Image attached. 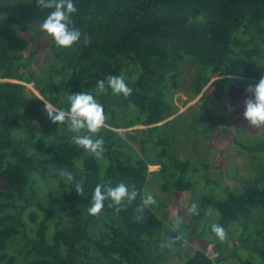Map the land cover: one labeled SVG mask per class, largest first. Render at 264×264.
<instances>
[{"label": "trees", "instance_id": "1", "mask_svg": "<svg viewBox=\"0 0 264 264\" xmlns=\"http://www.w3.org/2000/svg\"><path fill=\"white\" fill-rule=\"evenodd\" d=\"M74 2L81 38L58 48L38 28L48 9L36 0H0V80L16 81H0V264H165L173 255L186 256L184 264H264V137L246 133L243 117L247 86L264 77V0ZM6 26L45 35L50 63L29 69L38 49L24 57L26 41L12 39ZM108 75H123L131 95L97 90ZM213 78V91L197 108L177 114ZM81 91H92L105 109V126L96 134L105 141L101 157L75 145L45 110L44 101L67 107L68 95ZM225 98L232 108L215 114ZM227 123L237 132V152L247 157L248 173L226 171L239 189L209 174L222 172L217 161L224 151L213 163L208 152L217 125ZM135 126L145 127L132 131L137 145L118 132ZM62 169L83 182L84 195L65 182ZM121 180L141 194L154 195L155 187L171 197L196 190L191 203L198 202L200 214L188 211L191 203L186 208L191 233L181 224L179 236L165 223V200L139 213L138 196L119 211L106 205L89 214L95 186ZM212 223L225 227L224 240L212 233ZM168 236L179 239L169 247ZM190 236L205 242L181 256L175 247H186ZM210 244L214 257L207 254Z\"/></svg>", "mask_w": 264, "mask_h": 264}, {"label": "clouds", "instance_id": "2", "mask_svg": "<svg viewBox=\"0 0 264 264\" xmlns=\"http://www.w3.org/2000/svg\"><path fill=\"white\" fill-rule=\"evenodd\" d=\"M36 2L42 9L49 10L38 28L52 38L56 47L70 48L80 40L82 33L79 28L73 26V14L78 11L74 0H36ZM0 81L11 82L13 80ZM106 86L114 94L123 95L125 98L130 96L133 91L123 75H108L106 79L97 81V90H103ZM246 91L251 95L245 101L243 117L250 125L264 127V77H261L255 84H249ZM44 106L48 118L53 123L65 125L72 133L71 141L75 145L96 157L102 156L105 151V141L103 137L96 134L105 126L107 116L104 106L92 91H81L68 95L67 107H57L46 101H44ZM60 174L65 178L66 183L73 185L79 194L84 195L83 182L77 181L71 171L62 169ZM138 196L140 198V204L137 205L139 213H143L145 209L156 204V198L151 192L145 191L141 194L134 184L123 180L115 184L111 182L98 183L92 191L87 211L91 215H97L106 205L107 207L115 205L117 206L116 210L119 211L121 208L131 205ZM188 211L198 216L200 214L198 202L193 201ZM181 224L182 218L177 217L172 227L177 228ZM210 227L217 239L224 240L226 238L227 231L222 224L212 223ZM178 239V236H168L166 246H173Z\"/></svg>", "mask_w": 264, "mask_h": 264}, {"label": "rangeland", "instance_id": "3", "mask_svg": "<svg viewBox=\"0 0 264 264\" xmlns=\"http://www.w3.org/2000/svg\"><path fill=\"white\" fill-rule=\"evenodd\" d=\"M6 34L9 35L12 39H15V37L18 35L20 37H22L23 40L26 41L28 48L24 49L22 54L24 57H27L29 54V50H34V49H38L36 50V53L33 56V59L31 60V63L28 65L29 69H34L37 67V65L43 69L44 66L48 65L50 63V55H49V43H48V39L46 38V36H40V37H35L34 33H25V32H17L15 30V28L13 27H4ZM193 68L189 67V68H185V70H183L184 75L182 77V86H186L187 82H188V75L189 72H192ZM216 79L213 78L209 84L207 86H205L202 90V92L195 97L191 102H189L186 106H184L183 108H181L180 110H178L177 114L183 113L188 107L193 106V108H197V106L200 104V97L203 94H210L213 91V86L211 85V82ZM26 90L31 92L33 95H37L38 92L33 90L32 85H26ZM196 104V105H195ZM231 105L228 102L227 98L223 99L222 101H219L217 103V106L215 108V114H219V115H225L230 109H231ZM192 112V110H191ZM185 114V113H184ZM228 114V113H227ZM219 127V130H217L212 137V147L210 148L209 152H208V162L213 163L220 155L219 150H223L224 153L223 155L221 154V156L224 158L223 161H221V163H219V161H217V165H221L222 166V172L221 173H216L215 170L211 169L209 171L210 176L212 177H216L218 178V180H221L222 182H227L228 185H230V187L232 188H240V182L236 181V179L231 178L229 176H226V171L230 169V167L234 166V174L238 173H248L249 168L246 166V162H247V157L245 153H239L236 150V146L233 142V138L235 135H237V132L235 131V129L233 128V125L231 123H227L226 125L223 124H218L217 125ZM141 128H145L144 126H135L133 128L127 129V130H118V132L127 140L132 141L133 144L137 145V142L131 138L132 136L135 135L134 132H132L135 129H141ZM225 130V135L221 134L223 131ZM245 132L246 133H251V135H254L255 137H264V127H257V126H253L250 125L248 123V126L245 127ZM137 147V146H136ZM159 166H154L153 168H150V166L148 167L149 171H155L158 170ZM236 177V176H235ZM241 187H243L241 185ZM198 189V188H197ZM154 192V196L156 198L157 203H159L161 200H165L168 201V205L165 206L162 209L163 212V216H164V220L166 221L165 223L171 228L170 224L174 222V220L177 217L182 218V224L187 226V227H191V215L190 213H187V207L188 204L191 203V200L193 198V195L196 192V190H194L192 193L191 192H186L181 196H174L171 197L161 191H158V189H156L155 187V191L154 189H152ZM200 190V187H199ZM194 227L196 229H199L200 224L195 223ZM176 233L179 236H182V230H179L178 228H174ZM190 231V232H189ZM192 229L190 228V230H188L189 233H191ZM185 233V232H184ZM205 240L203 239H197L193 236H190L187 240V244L186 247H178L176 246V249H180L178 250L180 252L181 256H184L185 254H191L193 252V250L199 249L201 248V246L204 244ZM228 246L231 247L232 246V242H228ZM208 252L214 250L213 248V244H210L207 248ZM207 252V253H208ZM216 256V253H213L211 255V257ZM186 256L183 258H179L176 255H173L171 257V259H169L165 264H184L186 261ZM226 264H238L235 260H231L228 261Z\"/></svg>", "mask_w": 264, "mask_h": 264}, {"label": "water", "instance_id": "4", "mask_svg": "<svg viewBox=\"0 0 264 264\" xmlns=\"http://www.w3.org/2000/svg\"><path fill=\"white\" fill-rule=\"evenodd\" d=\"M11 82H14V81H11ZM37 96H39V95L37 94ZM213 253H215L214 250L208 252L207 254H208L209 256H211Z\"/></svg>", "mask_w": 264, "mask_h": 264}]
</instances>
